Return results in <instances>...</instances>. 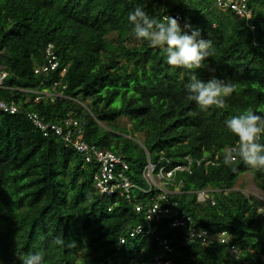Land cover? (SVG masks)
<instances>
[{"label": "trees", "instance_id": "trees-1", "mask_svg": "<svg viewBox=\"0 0 264 264\" xmlns=\"http://www.w3.org/2000/svg\"><path fill=\"white\" fill-rule=\"evenodd\" d=\"M154 1L0 0V65L8 72L0 100L49 122L79 119L85 140L124 155L128 175L141 185L148 159L213 157L178 174L181 193L172 199L198 228L232 239L186 245L183 230L166 220L152 228L170 242L172 264H264V203L236 189L249 172L264 195V0H248L251 20L220 11L215 0ZM168 12L182 21L163 22ZM50 43L60 65L47 84L62 80L64 92L90 112L71 99L36 102L26 92L43 79L35 69L47 63ZM252 129L261 130L259 139L243 138ZM139 134L141 158L128 138ZM245 141L259 168L241 150L228 159ZM97 170L60 138L44 137L24 112L0 111V264H154L157 243L146 233L145 213L135 209L149 196H100ZM205 189L215 205L198 201Z\"/></svg>", "mask_w": 264, "mask_h": 264}, {"label": "built area", "instance_id": "built-area-1", "mask_svg": "<svg viewBox=\"0 0 264 264\" xmlns=\"http://www.w3.org/2000/svg\"><path fill=\"white\" fill-rule=\"evenodd\" d=\"M215 4L220 10L231 11L240 18L250 19L252 17V13L248 8V0H215ZM172 15L169 13L164 15L163 20L167 21ZM174 17L177 20H181V15L178 13H174ZM45 58L47 63L35 69V74L43 76L38 88L27 90L26 92L35 95L36 102L43 99H49L51 102H55L57 99H71L84 108L85 111L90 112L87 103L80 101L79 97L73 98L64 92L66 84H62L61 80L52 82L50 86L47 85L50 74L59 68V61L52 44L46 46ZM66 71V68L62 69L60 72L61 77L65 75ZM7 76L8 72L0 65V88L4 87V81ZM0 111L12 115L24 112L26 117L44 137L53 136L60 138L66 147H72L83 158L85 164L97 167L98 170L94 176V181L96 192L100 196L108 198L117 196L131 202L133 200V191L148 195L147 202L136 205L135 209L136 212L145 213V218L148 222L146 233L152 236L157 243L158 252L154 257V264H172L170 255L173 252V248L170 242L165 237L156 235L152 228L154 223L161 220H166L171 228L183 230L181 237L186 245H190L195 241L200 242L202 245H209L215 241L224 244L232 239V235L227 232L213 234L207 229L198 228L193 217L189 213L182 211L178 203L172 199L181 193L182 181L179 183L176 181L178 174H191L194 166L199 167L202 163H205V165L213 163L211 159L213 157H209L210 159L204 161V159L194 160L193 157L187 156L184 159L185 163L182 164H171L169 160L163 157L157 164L152 163L148 159L147 165L141 173V178L146 185L141 186L128 175L131 169L124 155L101 149L85 140L83 124L79 119L69 115L61 124L49 122L37 113L24 111L23 107L15 101L0 100ZM252 134L259 136L256 130H253ZM128 138L137 140L136 136L128 135ZM138 142L141 144L140 141ZM238 150L245 153L248 160H252L250 145L248 144L242 147H234L229 151L228 159L235 161L236 157L233 153ZM218 157V154L214 156L215 159H218ZM211 192V190L206 189L198 191V201H211V204L215 205ZM262 216H264V212H262ZM144 231L145 226H138L131 236L133 237L134 234L138 235ZM124 242L122 239L121 244ZM228 252L236 259L239 258L240 251L235 246H228Z\"/></svg>", "mask_w": 264, "mask_h": 264}, {"label": "rangeland", "instance_id": "rangeland-1", "mask_svg": "<svg viewBox=\"0 0 264 264\" xmlns=\"http://www.w3.org/2000/svg\"><path fill=\"white\" fill-rule=\"evenodd\" d=\"M109 37H110V39H115L114 34H111ZM157 37H159V35L156 33L155 38H157ZM135 42H136L135 39H133L129 42V44H134ZM120 125L123 127H127L128 129H130V127H131V124L125 118H121ZM139 136H140V138L143 137L140 134H139ZM136 142H138V141H136ZM137 148L138 149H134V153H135L137 158H141L143 153L140 150V145ZM240 188L243 189V191L245 192V194L247 196H252L258 203H260V204L264 203V195H263L262 191L255 185V183L253 181V177L249 172H245L239 177L238 183L236 185V189L239 190ZM260 211L264 212V210H260Z\"/></svg>", "mask_w": 264, "mask_h": 264}, {"label": "clouds", "instance_id": "clouds-1", "mask_svg": "<svg viewBox=\"0 0 264 264\" xmlns=\"http://www.w3.org/2000/svg\"><path fill=\"white\" fill-rule=\"evenodd\" d=\"M169 1H170V3L172 2V0H169ZM215 6H216V4H215ZM216 7H217V6H216ZM248 8H249V7H248ZM218 9H219V8H218ZM219 10H220V9H219ZM220 11H223V10H220ZM250 11H251V10H250ZM223 12H231V11H223ZM168 13H169V14H173V15H172L171 17H169V19H168L167 21H164V20H163V22H168L171 18H174V20H175L176 22H178V23H180V22L182 21V17H181V20H177V19H175V17H174V13H177V12H174V13H173V12H171V13L168 12ZM168 13H167V14H168ZM232 13H233V12H232ZM251 13H252V11H251ZM178 14H179V13H178ZM237 17H238V16H237ZM252 17H253V13H252ZM252 17H251L250 19H246V18H241V19L251 20ZM238 18H240V17H238ZM50 44H51V43H50ZM52 45H53V44H52ZM53 46H54V45H53ZM59 65H60V64H59ZM42 66H43V65H42ZM61 71H62V70H61ZM61 71H60V72H61ZM66 72H67V71H66ZM65 74H66V73H65ZM64 76H65V75H64ZM64 76H63V77H64ZM61 81H62V80H61ZM47 85H48V84H47ZM50 85H51V83L49 84V86H50ZM66 88H67V87H66ZM34 90H35V89H34ZM65 90H66V89H65ZM65 90H64V91H65ZM24 91H25V90H24ZM253 130H256V132H257L258 135L260 136V134H261V130H260V129H252L251 131H249V130L246 131L245 134H244V136H243V138L247 137L246 134L248 133V136H252L253 138L259 139V136L257 137V135L252 134V131H253ZM136 139H137L136 141H140L142 145H141L139 142H136V141L133 140V139H132V140L135 141L136 143H138L143 149H145V148H144V145H143V143H142V137L140 138L139 135H136ZM245 144L250 145V152H251V144H250L249 142H246V141H245V142H243V144H242V143H238L236 146L242 147V146L245 145ZM236 146H235V147H236ZM244 154H245V153H244ZM147 155H148V153H147ZM245 156H246V154H245ZM251 156H252V160H248V157L246 156V157H247V160L253 162V167H254V168H259L260 165L262 164V161H261V160H257V161H255V160H254V157H253V155H252V152H251ZM141 179H142V178H141ZM142 181H143V180H142ZM138 183H139V182H138ZM139 184H140V183H139ZM140 185H141V184H140ZM145 185H146V184H144V181H143V185H141V186H145ZM95 189H96V188H95ZM133 192H134V191H133ZM139 194L143 195V194L140 193V192H139ZM132 195H133V193H132ZM134 197H135V196L133 195V199H134ZM128 202H129V201H128ZM142 226H144V225H142ZM151 237H152V236H151ZM120 244H121V242H120ZM123 244H124V243H123Z\"/></svg>", "mask_w": 264, "mask_h": 264}]
</instances>
